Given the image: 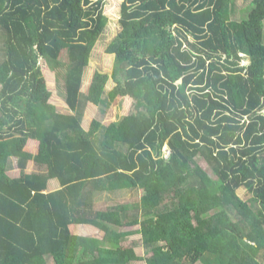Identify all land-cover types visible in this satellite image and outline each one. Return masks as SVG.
I'll use <instances>...</instances> for the list:
<instances>
[{"label": "trees", "instance_id": "trees-1", "mask_svg": "<svg viewBox=\"0 0 264 264\" xmlns=\"http://www.w3.org/2000/svg\"><path fill=\"white\" fill-rule=\"evenodd\" d=\"M233 6L123 0L114 72L85 93L105 0H0V264H264V0L241 22ZM38 43L70 114L51 103ZM119 97L136 113L84 128L90 105L106 115ZM116 192L144 194L97 210ZM83 225L104 237L73 234ZM134 227L145 258L125 246Z\"/></svg>", "mask_w": 264, "mask_h": 264}, {"label": "rangeland", "instance_id": "rangeland-1", "mask_svg": "<svg viewBox=\"0 0 264 264\" xmlns=\"http://www.w3.org/2000/svg\"><path fill=\"white\" fill-rule=\"evenodd\" d=\"M254 0H233V15L232 19L236 22H241L243 19V13L247 10L251 3ZM123 0H105V15L109 18V24L106 27V30L100 37L99 41L97 42L96 47L94 48L89 65L85 70L84 74V86L83 92L87 93L93 78L97 72L109 74L112 76L114 72V68L116 66V59L115 55L108 54L107 48L111 44V42L119 35L122 30V25L120 23L121 19V6ZM36 50L40 53L39 60L40 66L42 71L45 75L47 80L48 86L50 91L53 93V102L51 99V103L54 104L58 111L61 113L69 112V108L65 105L64 94H63V84L64 80L59 78V72L62 73V70L59 72L55 71L52 67V63L49 62L45 58V54H42V48L39 43L36 45ZM243 64H247L246 62ZM125 71H121L117 81L114 79H110L109 83L106 86V93H110L120 82H124L125 80ZM1 88V86H0ZM264 112V110H263ZM136 113L134 108V101L129 97H119L115 100L112 107L107 111L106 115H103L100 108L90 105V108L86 114L85 121H84V128L89 130L92 122L94 120H98L103 125L109 126L114 123H119L125 117L133 115ZM1 116V113H0ZM30 143V141H29ZM35 144V143H34ZM31 145L29 148L26 147V150L32 154H37L38 149H36V145ZM39 145V144H38ZM200 165L202 168L207 170L211 176H213L212 170L208 167L205 161H201ZM41 168L34 163L29 165V168L24 173H34L40 171ZM43 170V169H42ZM21 171H11L10 175L12 177H19L21 176ZM54 189H59V182L53 183ZM50 191V190H49ZM48 192V191H47ZM143 192L140 193H131V192H116V193H107L104 195L97 196L98 199L96 208L97 210H103L111 205L115 204H137L140 202V199L143 196ZM239 196L244 200H249L252 198V195L249 194L246 190L241 189L238 191ZM233 214V213H232ZM235 216V215H234ZM71 230L73 234L80 235V236H88L94 238H103L104 232L99 231L98 229L83 225V226H72ZM135 230L136 232H134ZM138 227L134 228H126L123 231L133 232L128 239V242L125 244L126 247H134L136 253L141 257L145 258L148 256V251L144 248L142 244V237L137 232ZM50 264H54V262H50ZM136 264H145L144 262H138Z\"/></svg>", "mask_w": 264, "mask_h": 264}, {"label": "crops", "instance_id": "crops-1", "mask_svg": "<svg viewBox=\"0 0 264 264\" xmlns=\"http://www.w3.org/2000/svg\"><path fill=\"white\" fill-rule=\"evenodd\" d=\"M52 103H54L53 102V99H52ZM69 110V109H68ZM61 113H63V112H61ZM71 112H70V110H69V112H67V113H65V114H70ZM35 143V144H34ZM36 145V149H38V152H37V154L39 153V142L38 141H30V143H28V148L31 146V145ZM37 154H34V155H37ZM53 183H56V181H51V183H50V185H49V190H48V192H54V191H57V190H59V189H54V187H53ZM59 187H60V184H59ZM98 239H102V238H98Z\"/></svg>", "mask_w": 264, "mask_h": 264}, {"label": "built area", "instance_id": "built-area-1", "mask_svg": "<svg viewBox=\"0 0 264 264\" xmlns=\"http://www.w3.org/2000/svg\"><path fill=\"white\" fill-rule=\"evenodd\" d=\"M246 63H247V62H246ZM244 65H245V64H244ZM165 154H166L165 157L168 158L169 155H170V151H169L168 149H166V150H165Z\"/></svg>", "mask_w": 264, "mask_h": 264}]
</instances>
